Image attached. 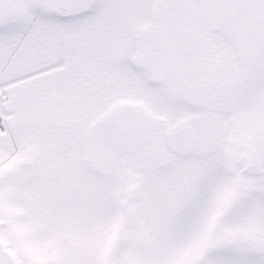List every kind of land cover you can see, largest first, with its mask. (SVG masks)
I'll use <instances>...</instances> for the list:
<instances>
[{"label": "snow or ice", "instance_id": "obj_1", "mask_svg": "<svg viewBox=\"0 0 264 264\" xmlns=\"http://www.w3.org/2000/svg\"><path fill=\"white\" fill-rule=\"evenodd\" d=\"M0 264H264V0H0Z\"/></svg>", "mask_w": 264, "mask_h": 264}]
</instances>
